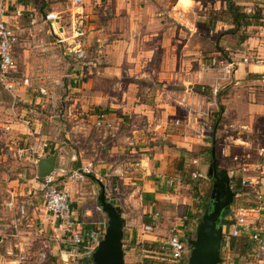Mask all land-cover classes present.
<instances>
[{"label":"crops","instance_id":"crops-1","mask_svg":"<svg viewBox=\"0 0 264 264\" xmlns=\"http://www.w3.org/2000/svg\"><path fill=\"white\" fill-rule=\"evenodd\" d=\"M48 1L0 0V19L17 37L12 52L15 64L12 76L29 81L28 87L18 84L12 92L4 89L0 92V264H88V257L106 226L105 214L97 202L101 189L105 200L119 209L123 220V261L129 254L138 262L148 259L152 260L149 264H167L162 261L159 245L175 235L188 247L187 242L193 238L204 212V194L208 193L209 201L213 181L206 175L207 166L200 158L203 154L196 156L207 144L192 147L172 140L168 144L158 141L141 145L127 134L119 145L115 112H97L90 124L94 127L96 116L104 115L96 128L108 130L111 137L101 144L99 157H84L82 151L66 154L56 151L55 170L64 173L80 167L90 170L68 185L71 217L81 240L75 248L68 239L61 238L55 221L44 212L34 180L36 161L47 157L48 150L54 148L36 120L24 118L23 113H31L36 105L43 110L54 103L55 97L81 103L75 109L74 105H67L68 113L72 110L86 113L89 109L86 106L96 104L98 93L103 94L101 83L106 90L117 82V77L127 79V94L136 80L159 85L155 93L164 99L171 93L181 98L184 86L191 81L196 60L208 55L199 52L203 45L200 40L193 43L195 22L209 34L231 29L226 20L214 21L215 12L225 9L224 1L81 0V4L74 5L69 0L75 6L69 16L42 13L39 3ZM235 1L244 12H256L261 19L244 28L241 41L237 35L228 34L224 35L227 42L220 39L210 45L215 54L220 49L235 59L237 66L231 83L218 93L220 118L209 143L216 149L217 158L220 157L215 158L217 162L226 166L224 171L234 193L229 210L253 211L244 219L247 234L238 236L243 235L250 242L255 254V245L248 234L258 232L264 239V91L260 87L264 86V0ZM198 6L201 14L195 11ZM49 13L55 16L53 20L45 18ZM77 48L86 51L83 64L72 58L71 52ZM90 51L104 54V59L102 55L92 58ZM169 84H179L180 88L164 91L163 86ZM40 87L45 88L47 96L38 95ZM2 99L7 102L2 103ZM158 108L163 110L162 116L173 117L170 105L160 104ZM122 109L139 114L137 118L152 114L140 103ZM161 120L164 119L160 118V125ZM87 127L86 123L77 126L80 132L87 131ZM132 143L135 147L129 148ZM43 144L49 148L42 149ZM174 149L178 150L177 155L172 154ZM117 153L136 155L134 166L139 175L135 180L123 175L128 158H122L120 166H115L113 158ZM217 168L220 169L218 165ZM193 171L201 177L193 178ZM128 182L134 186L137 197L112 196L113 188L128 189ZM146 225H151L148 232L143 231ZM229 232L222 227V233ZM90 233L95 234V242L89 239ZM234 254L232 264H254V260L242 261L244 254Z\"/></svg>","mask_w":264,"mask_h":264},{"label":"rangeland","instance_id":"rangeland-1","mask_svg":"<svg viewBox=\"0 0 264 264\" xmlns=\"http://www.w3.org/2000/svg\"><path fill=\"white\" fill-rule=\"evenodd\" d=\"M49 4L51 6H49ZM39 7L42 6V13L45 14V12H53L58 16L61 15H66L69 16L70 13H72V9L75 7L73 5H70L69 0H50L47 3H39ZM47 5V6H46ZM38 7V8H39ZM201 7L198 6V8H195V11H197L198 14H201V11L199 10ZM197 20V19H196ZM29 23V21H27ZM34 25V24H33ZM30 25V26H33ZM195 26L199 28H195L194 32V38H193V43L195 44L200 40L203 45L202 49L199 50V52H204L205 54L208 55H215V50L213 48L210 49V45L213 46V43L216 40H222L227 42L228 37L224 35V32H218V34H209L206 31H203L200 23L195 22ZM222 33V34H221ZM207 50H210L206 52ZM86 52V51H85ZM91 52V51H90ZM92 58H98L102 57V60L104 59V54H97V52H91ZM217 54V53H216ZM207 56V55H206ZM223 56L228 57L232 59L230 56H227V54L223 53ZM101 60V59H100ZM235 61V59H232ZM16 77V76H15ZM126 78L123 77H117V82L114 83L112 87L104 88V85H100L101 89L103 87V94L100 92L97 95V102L96 104H91L89 106H86V108H89L88 111L85 112H73L68 113L67 105H74L72 106L73 109H75L78 105V102H73V101H66L62 98L55 97L54 98V103L49 104V106L45 109H41L40 105H36L34 108H32L31 113H23L24 118H31V120H36V122L40 125L41 132L45 135L46 141L52 145L54 149L53 151L60 152L61 154H66L69 151L77 152V151H82V156L87 157V158H97L100 155V150H101V144L104 142H107V140L111 139V137L107 134L108 130H105L104 128H96L95 126L93 127L92 122L93 116L99 111H104L105 113L108 111H113L115 115V125H117L116 132L119 135V139L117 140L118 144L121 145V138L124 135L129 134V137H133V142L137 141L139 144H144L148 145V143H157L158 141H164L167 144L169 143L168 141L172 140H179L180 142L184 143L185 145H201V144H207L206 148H200L199 151H197L196 156L199 155V153L203 154L200 158L203 161L206 166L209 165L210 163V158H209V151L211 148V143L212 142V136H213V130L214 127L213 121L215 118V113H213L212 118L210 119V131L206 135V139L202 140L199 139L198 137H186L184 139V135L181 131H176L172 130L171 128L168 129L167 125L168 122L172 117H169L168 115L162 116L160 112L163 110L167 113L168 110L167 108H162L163 110H159L158 106L160 104H165L169 106L170 102L162 95V97L159 94L155 93V89L159 87V85H156L154 83H143L141 81H136L134 80L133 83L130 86V91L129 94L128 91H126ZM99 87V88H100ZM261 89L264 91V86H260ZM180 85L179 84H169L163 86V90L167 91H177L179 90ZM197 88V87H196ZM196 88H193L196 90ZM3 88L0 86V92L3 91ZM100 89V90H101ZM148 89V90H147ZM105 90V91H104ZM199 92V91H198ZM206 95L207 93L204 92ZM60 97V94L58 95ZM7 102V100L2 99V103ZM162 102V103H161ZM1 103V105H2ZM143 104L146 106L148 110H151L152 114L150 116L146 117L144 116L143 118H137V115L135 114L132 110L130 111H124L122 108L125 105H130L134 106L135 104ZM5 104V103H4ZM20 104V103H19ZM81 105V103H79ZM78 105V107H79ZM72 109V108H71ZM79 109V108H78ZM219 104L217 106V111H219ZM162 121V124H159V120ZM78 123L82 124H87L88 127L86 128L87 131L85 132H80L77 128ZM160 125L157 127V125ZM167 126V127H166ZM76 128V129H75ZM136 130L135 133H131L132 130ZM160 133V134H159ZM77 137H81V140H79ZM137 137H140V140H136ZM56 145V146H55ZM127 145V144H126ZM135 144L132 143V146L129 148H134ZM49 148V147H47ZM204 149V150H203ZM178 150H173L172 154L177 155ZM214 155L215 158H217L216 155V149L214 148ZM122 158H128L125 163H127L128 167L126 170L123 171V175H126V178H129L130 180H135L139 175L137 171V167L134 166V164L137 162V157L136 155H125V153H122L118 155V153L115 155L113 158L115 163V166H120ZM220 158V157H218ZM217 158V159H218ZM220 160V159H218ZM130 165V166H129ZM134 167V168H133ZM218 167L221 170H225V165H222L218 163ZM35 175V173H33ZM31 176V174H30ZM33 176V175H32ZM128 189L126 186L121 188L118 186L119 191L113 192L112 190V196L114 197H127L129 194V197H137L138 195L133 193L134 186L128 182ZM121 188V189H120ZM125 188V189H124ZM126 192V194H125ZM207 194H204V206L203 210L205 211L209 207V201L207 198ZM36 197H39V195H36ZM123 204V203H122ZM231 205V204H230ZM25 206V205H24ZM202 210V212H203ZM228 218H230L233 215V211L228 210ZM199 220V217L197 218ZM238 237H244L243 235L238 236ZM237 237V238H238ZM223 238V237H222ZM225 240L222 239V242H220V249H219V257H220V263L219 264H232L233 260L236 258V254L233 253V251H228L225 248ZM189 249V247H188ZM245 253L243 255V260L245 262H248L249 260H254L253 256L255 255L254 253L251 252V247L247 248L244 250ZM189 253V252H188ZM188 253H186V259L188 257ZM251 254L253 256H251ZM129 254L125 256L124 262L125 264H135L138 263L137 258L135 257H129ZM145 260V259H144ZM148 261V259H146ZM152 261V260H149ZM235 264V263H234Z\"/></svg>","mask_w":264,"mask_h":264},{"label":"built area","instance_id":"built-area-1","mask_svg":"<svg viewBox=\"0 0 264 264\" xmlns=\"http://www.w3.org/2000/svg\"><path fill=\"white\" fill-rule=\"evenodd\" d=\"M72 4L79 5L81 0H72ZM54 15L49 13L45 16L47 20H53ZM17 43V37L13 29L0 19V86L7 92H12L16 85L28 87L29 81L26 78L15 79L13 70L15 67L12 58L13 48ZM72 58L77 63H84L87 59L86 52L80 48L71 52ZM236 63L232 59L221 54L200 56L196 60V66L191 72V81L184 86V95L181 98L175 97L171 93L166 99L170 102L173 109V117L168 122V127L176 131H181L186 137H198L206 139V135L210 131V119L213 113H217V97L218 93L224 90L232 81L236 68ZM197 87V88H196ZM196 88L197 90H194ZM38 95L47 96L45 88L37 89ZM199 91V92H198ZM206 92L207 95L204 93ZM15 101L12 100L11 107ZM104 115L98 114L94 123L95 127H99L103 121ZM47 148L45 144L42 149ZM192 165L196 164L195 160L191 161ZM90 173L88 167H80L76 171L64 173L62 170H55L41 178H36L39 191L42 197V205L44 212L52 218L56 223V231L61 238L68 239L70 244L78 248L81 240L77 234L76 224L71 217V203L68 198V185L72 181L81 178L83 175ZM65 176V177H64ZM193 178H200L199 172L193 171ZM170 185V184H169ZM113 192L116 188L112 189ZM22 214V208H19ZM253 213L252 210H239L234 212L231 219L234 226L227 235L222 233V237H237L245 232L244 219ZM151 230V225L143 226V231ZM95 234L90 233L89 239L95 242ZM248 238L255 245L254 264H264V239L258 232L248 234ZM93 250V248L91 249ZM93 252V251H92ZM189 252L188 247L175 235H170L163 243L159 245V253L162 261L167 264H186V253ZM189 254V253H188ZM74 255L77 257V252ZM41 258H44L41 255ZM22 260V258H20Z\"/></svg>","mask_w":264,"mask_h":264},{"label":"water","instance_id":"water-1","mask_svg":"<svg viewBox=\"0 0 264 264\" xmlns=\"http://www.w3.org/2000/svg\"><path fill=\"white\" fill-rule=\"evenodd\" d=\"M214 131V130H213ZM57 152L53 151L47 157L40 158L35 163L36 178L49 175L53 169ZM218 162L214 150L210 149V163L206 175L212 179L209 193V207L202 213L196 225L194 236L187 242L189 254L186 264H219V249L222 239V226L218 224L220 217L228 213L234 193L229 186V179L224 170L217 168ZM98 205L106 217L104 231L91 253L92 264H124L122 252L123 220L120 211L111 202L105 200L101 189Z\"/></svg>","mask_w":264,"mask_h":264},{"label":"trees","instance_id":"trees-1","mask_svg":"<svg viewBox=\"0 0 264 264\" xmlns=\"http://www.w3.org/2000/svg\"><path fill=\"white\" fill-rule=\"evenodd\" d=\"M225 4V9L220 12H215L214 21L219 20L223 21L226 20V22L231 25V29H228L224 31V34H231V35H237L238 40L241 41V39L244 37L243 30L247 26H249L251 23H257V20L261 19L259 17L258 13L253 14H247L243 11L242 7L237 5L235 0H223ZM240 32V34H238ZM222 34V33H221ZM219 54L223 55V51L219 49L217 51ZM197 90V89H196ZM220 116V109L215 114V118L213 121V127L216 126L217 122L219 121ZM53 150L49 149L46 156L52 154ZM210 158V155H209ZM210 178V177H209ZM229 213V212H228ZM224 214L220 217L218 224L225 228V230L231 231L232 227L234 226V221L230 218L227 219L229 214ZM225 243V248L230 252L233 251V253H242L244 254L247 248L251 247L250 242L246 238L242 237H228V238H222ZM254 253V252H253ZM153 255V254H152ZM89 263L92 264L90 257H88ZM86 264V263H84ZM135 264H149V261H146V259H142L141 262L135 263ZM156 264V263H154Z\"/></svg>","mask_w":264,"mask_h":264}]
</instances>
